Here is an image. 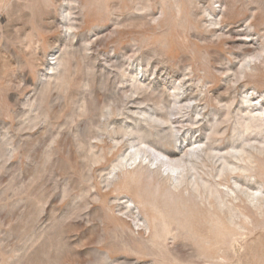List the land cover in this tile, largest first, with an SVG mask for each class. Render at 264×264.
I'll use <instances>...</instances> for the list:
<instances>
[{
	"label": "rangeland",
	"instance_id": "rangeland-1",
	"mask_svg": "<svg viewBox=\"0 0 264 264\" xmlns=\"http://www.w3.org/2000/svg\"><path fill=\"white\" fill-rule=\"evenodd\" d=\"M0 264H264V0H0Z\"/></svg>",
	"mask_w": 264,
	"mask_h": 264
},
{
	"label": "bare ground",
	"instance_id": "bare-ground-1",
	"mask_svg": "<svg viewBox=\"0 0 264 264\" xmlns=\"http://www.w3.org/2000/svg\"><path fill=\"white\" fill-rule=\"evenodd\" d=\"M245 37V36H244ZM245 40V39H244ZM243 40V41H244ZM247 41V40H246ZM51 64V63H50ZM50 69V68H49ZM52 70V69H51ZM50 70V71H51ZM52 73V72H51ZM253 97V96H252ZM181 99V98H180ZM251 101V100H250ZM256 101V100H255ZM258 102V101H257ZM140 147V146H139ZM195 152L197 153V151H195L194 149L189 150L187 157L188 158H194L195 157ZM174 153V152H173ZM143 155V154H142ZM147 156V155H146ZM186 156V155H185ZM148 157V156H147ZM155 161L158 160V162H160V167L164 168V170L166 172H176L179 169H182L183 164H182V158L179 160H172L170 159L168 156L164 155V154H160V155H155ZM192 158V159H193ZM152 161V160H151ZM121 163V162H120ZM153 165V164H152ZM167 179V178H166Z\"/></svg>",
	"mask_w": 264,
	"mask_h": 264
}]
</instances>
